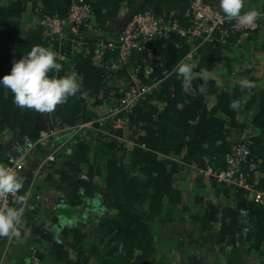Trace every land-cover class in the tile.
I'll use <instances>...</instances> for the list:
<instances>
[{
	"label": "trees",
	"instance_id": "obj_1",
	"mask_svg": "<svg viewBox=\"0 0 264 264\" xmlns=\"http://www.w3.org/2000/svg\"><path fill=\"white\" fill-rule=\"evenodd\" d=\"M74 1L87 5L90 16L71 31L66 20ZM196 2L223 14L220 0H0V78L10 74L13 62L36 45L66 57L65 61L57 59L62 69L50 75L59 78L75 71L82 78L81 90L44 116V123L52 132L50 141L55 142L62 134L65 139L58 144L61 147L55 152V160L44 162L41 171H53L48 173V181L58 174L56 189L64 195L69 208L78 207L79 190L91 199L96 189L101 198L96 209L107 213L93 226L99 238L96 245L91 242L85 248L87 235L79 227L61 229L62 234L71 237L75 262L69 261L68 253L52 240L49 232L33 225L34 234L44 241L57 261L87 263L86 249L100 264H156L152 226L171 224L188 214L190 225L185 228L189 232L182 247L189 248L187 239L196 234L198 237L192 242L199 244L200 250L205 245L208 251L215 247L223 251L226 242H230L226 258H219L221 264H264V203L249 199V192L235 183L218 182L215 176L198 172L208 166L215 172L226 170L224 158L231 147L247 141L251 163L245 164L242 171L251 189L264 194V82L258 86L251 84L255 83L253 66L245 74L234 67L241 65V52L253 48L262 51L264 68V43L260 44L264 25L252 33L228 32L225 43L217 37L210 42H202L201 38L189 42L171 33L166 39L150 43L148 51H133L119 69L111 66L118 48L95 55L97 45L115 42L128 22L140 13L150 12L182 27L191 26L190 10ZM253 9L264 11V0H244L241 12ZM47 18L59 19L63 26L62 36L50 44L40 26ZM181 62L195 64L196 72L208 71L205 93L199 91L203 83L199 78L193 80L189 90L182 88V78L175 71ZM150 63L153 71L146 77L142 71ZM220 67L227 69L222 80L233 78L232 83L227 79L222 84L215 77ZM244 79L250 87L242 86ZM154 82H159L158 88L139 98L129 113H121L126 124L114 128L109 113L113 101L136 84L148 86ZM233 100L240 101L237 109L230 107ZM41 116L33 109L17 107L11 91L0 86V129L4 133L13 131L14 140V146L0 143V165L28 152L21 197L25 182L36 174L34 170L47 156L41 153L45 143L33 146L41 138L37 120ZM92 120L93 129H105L114 138L104 142L106 135L95 134L94 156L88 164L90 134L83 135L81 130L68 138L65 129ZM125 128L134 143L128 149L119 141ZM247 128H251L253 135L241 140ZM83 163L88 164L84 170L80 166ZM101 164L104 183L99 188L93 180L99 177ZM69 172H82L88 180L83 185L82 179ZM181 180L182 185H177ZM52 219L57 223L56 218ZM190 253V257L195 255ZM42 255L39 252L37 259L41 260Z\"/></svg>",
	"mask_w": 264,
	"mask_h": 264
},
{
	"label": "rangeland",
	"instance_id": "obj_2",
	"mask_svg": "<svg viewBox=\"0 0 264 264\" xmlns=\"http://www.w3.org/2000/svg\"><path fill=\"white\" fill-rule=\"evenodd\" d=\"M261 43H264V39H260V44ZM241 53H244V58L242 59L241 65H234V67H239V69L237 70L238 73L245 74L246 69L249 68V66H253L252 75H255V83L251 84H254L255 86H258V84L260 85L264 82V68L261 63V58L263 54L262 51L251 48L249 52ZM225 72L227 73V69L223 67H220L219 70L215 71V77H219V79L222 81V84L225 82V80L229 78H224V80H222V77L226 74ZM233 80L234 79L231 78L227 81L232 83ZM41 115H43V117H38L37 120L39 121V130L44 136L47 134L45 132L49 131V127L47 126V123H44V121L47 122V119L44 117L46 113H41ZM91 122L90 127H85L84 130L85 134H90L91 140V143L89 144L91 150L88 155V164L92 162V157L94 156L93 147L96 144L95 134L101 133V135L103 136L106 135L104 142L108 139L114 138V136L109 134V132L105 129H102V132L100 131V129H93V127L91 126H93L95 122H93V120ZM112 126H114V122H112ZM122 127L123 125L118 129ZM124 134V137L120 138L119 141L123 143L128 149V147L130 148L132 145H134V143L129 139L130 131H128V129H124ZM12 135L13 131L9 130L8 133H4L0 129V143L2 145L14 146V140L12 138ZM250 135H253V131L251 130V128H247L241 140L244 139V141H246L247 137H250ZM49 138L50 137L48 136V138L40 140L39 142L42 144L45 143V148L41 152L43 155L47 154V156L45 157H48L51 153L55 151L56 153H58L60 149L57 144L61 143L65 139V136L64 134H62L60 138H58V143L50 141ZM15 139L17 144L19 145L20 142L17 141L16 136ZM38 153H40V151ZM45 157L42 159V161L45 159ZM40 164L41 162L38 164L39 166H37L38 170H34L36 174L34 176H31L28 181L25 182L26 186L22 193L23 199L24 197H26L27 202L32 203L34 205V210H28L26 208L24 209L23 216L21 218L22 223L18 227V231L20 233L19 236L9 235L11 237H5L0 240V264H64V260L57 261L56 256L50 255L49 251L47 250L48 248H45L46 244L44 243V241H42L38 235L34 234L33 225H37L40 230L45 231L44 233L49 232V235L52 240L55 241V243L60 244L62 246V250L68 253V258L70 262H75L76 252L71 249L72 240L70 235L68 233L62 234V228H81L83 232H85L87 235V238L83 244L85 248L90 247L89 243L92 242V244L95 243L94 245H96L99 241L97 230L93 226L96 225V222L100 220L101 217L106 216L107 212L99 213V210L96 209V205L99 199H101L96 189L93 191V198L91 199H86L84 196V191L79 190L80 197L78 207L75 209L69 208L64 195L58 192V190L56 189V184H58L59 182L58 174L53 175V181H48V173H53V171H41L44 166V163L42 165ZM87 165H84V163L80 164L83 170ZM103 169L104 166L101 164L98 169L99 177L96 176L93 180L95 186L99 188L103 187L104 183ZM69 173L74 177L83 179L84 181L88 180L86 175L82 172L79 174L73 172ZM180 184L182 185V180L177 183V185ZM27 190L30 191L28 195L26 193ZM187 193L189 194V192ZM35 195H40L43 200L38 201L40 203H34L32 199ZM248 198L252 199L249 194ZM18 206H20V201L19 204H17L15 207ZM52 217L57 219V223H54ZM187 217L188 214H185L180 221L178 218L174 220V222L171 224H158L152 226V235L154 237L153 243L156 248L155 263L221 264V260L223 261L229 253V250L227 249L230 247L228 246V244H230L229 241L226 242V249L223 251H220L217 247H215L213 251H208L206 249L207 246L205 245H203V247L201 248L202 250H200L199 246H197L199 244L196 245L192 242L196 237H198L195 234V236H193L192 238L187 239L189 248L187 246H181L182 240L186 238V233L189 232L185 228L187 227L186 224L190 225ZM241 217V219L244 220L245 216H243V214ZM180 223L184 225V228L180 225ZM99 250L100 253L103 252V250ZM39 252L43 254V258L41 260H38L36 257ZM190 252H192V254L195 253V255H192L190 257ZM84 254L85 256H87L86 258H88V262L82 264L101 263V261L91 256L90 253L86 251V249H84ZM260 256V254L259 256L257 255V260L260 258ZM220 257L221 260H219ZM261 261L263 263L264 258Z\"/></svg>",
	"mask_w": 264,
	"mask_h": 264
},
{
	"label": "built area",
	"instance_id": "obj_3",
	"mask_svg": "<svg viewBox=\"0 0 264 264\" xmlns=\"http://www.w3.org/2000/svg\"><path fill=\"white\" fill-rule=\"evenodd\" d=\"M191 15L193 16V21L191 26L182 27L176 21L168 22L163 18H156L150 12L140 13L134 16L127 24L126 28L118 35L115 42H109L108 44H99L95 50V55L99 56L104 52H110L118 48V55L116 60L112 62V68L119 69L122 64L129 59L133 51L145 52L148 51L149 44L158 41L160 39H166L171 33H176L179 37L189 41L195 42L200 39L202 42H210L215 37L219 38L220 43H225V38L228 32L238 31L239 33L245 32H255L264 24V11L259 12L257 20L254 26H240L235 20H228L223 18V14L218 13L207 5L200 2H196L191 6ZM90 16V9L87 5L74 1L70 6V11L67 15V23L70 25L71 31H74V25H79L85 22ZM40 26L43 27V33L47 42L50 44L56 39L60 38L63 34L62 22L56 18H47L40 22ZM57 59L60 61H65L66 57L58 55ZM145 67L142 71L143 75L148 77L151 75L153 69L151 66ZM170 74L172 72H169ZM168 75V74H167ZM159 82H154L151 85H139L136 84L134 87L130 88L128 92H125L117 100L113 101L112 106L109 109L110 116L113 118L114 128H119L124 125L127 121L123 118L121 113H129L134 104L139 98L144 95L151 93L158 88ZM91 123H85L75 126L71 129H65L68 133V138L75 136L83 131L85 127H90ZM62 130L61 132H63ZM46 135L41 134L40 140L46 139L52 133L50 130L46 131ZM44 133V134H45ZM37 141L33 146L39 144ZM249 142H240L231 147V152L225 156V164L227 169L221 172H215L213 167H206L203 171L198 170V172L203 175L215 176L218 182L225 183H235L238 187L249 192L251 198L254 199L256 203H264V194L255 192L251 189L250 185L247 183V176L242 171V167L245 164H249L250 151L248 149ZM59 148L61 145L58 146ZM56 152V151H55ZM55 152L51 153L46 157L40 165L46 161H53L55 159ZM27 155L28 152L21 153L19 156L11 157L8 161L3 164L4 166L12 169L16 174L22 178L25 174L27 168ZM39 166V165H38ZM38 170V169H37ZM27 195L30 193L29 190L26 191ZM21 198L20 190L17 193L9 194L6 198L0 199V209L6 207H15L16 202H19ZM32 200L40 201L43 200L40 195H35ZM21 206V205H20ZM23 208L28 210H34V205L27 202V198L24 197ZM11 237V236H6Z\"/></svg>",
	"mask_w": 264,
	"mask_h": 264
},
{
	"label": "clouds",
	"instance_id": "obj_4",
	"mask_svg": "<svg viewBox=\"0 0 264 264\" xmlns=\"http://www.w3.org/2000/svg\"><path fill=\"white\" fill-rule=\"evenodd\" d=\"M243 7L244 0H220L223 18L235 20L240 26H254L260 13L254 9L242 13ZM196 67L195 64L181 62L175 71L182 78V88L185 91L192 87L194 79L199 78L203 81L199 91L205 93L209 73L206 69L196 72ZM61 69L62 64L57 62V53L50 48L36 45L18 61L13 62L10 74L0 78V86L11 91L17 107L33 109L37 113H49L81 90L82 78L75 71L59 78L50 75L51 72H59ZM241 84L244 87L251 86L247 79L242 80ZM239 106V100H233L230 104L232 109ZM23 184L15 171L0 165V199L17 193ZM23 203L24 199L21 197V206L0 209V237L20 235L18 227L22 223Z\"/></svg>",
	"mask_w": 264,
	"mask_h": 264
},
{
	"label": "crops",
	"instance_id": "obj_5",
	"mask_svg": "<svg viewBox=\"0 0 264 264\" xmlns=\"http://www.w3.org/2000/svg\"><path fill=\"white\" fill-rule=\"evenodd\" d=\"M117 55H118V54H116V56H115V58H114L115 60H116ZM126 61L128 62V60H126ZM149 66H151V67L153 68L152 63H150ZM132 75H133V74H132ZM55 142L58 143V139H57ZM58 144H59V143H58ZM58 144H57V145H58Z\"/></svg>",
	"mask_w": 264,
	"mask_h": 264
},
{
	"label": "water",
	"instance_id": "obj_6",
	"mask_svg": "<svg viewBox=\"0 0 264 264\" xmlns=\"http://www.w3.org/2000/svg\"><path fill=\"white\" fill-rule=\"evenodd\" d=\"M82 184H83V185L85 184V183H84V181H83V183H82Z\"/></svg>",
	"mask_w": 264,
	"mask_h": 264
}]
</instances>
